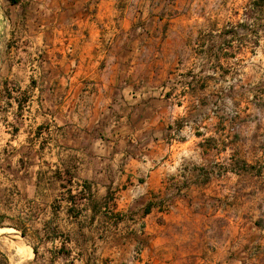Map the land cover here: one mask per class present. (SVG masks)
Returning <instances> with one entry per match:
<instances>
[{
  "label": "rangeland",
  "instance_id": "rangeland-1",
  "mask_svg": "<svg viewBox=\"0 0 264 264\" xmlns=\"http://www.w3.org/2000/svg\"><path fill=\"white\" fill-rule=\"evenodd\" d=\"M178 3L196 16V29L156 87L167 94L192 84L190 109L169 128L206 148L207 187L162 197L166 258L143 264H264V0H0V252L8 264H52L59 245L37 234L45 229L43 176L42 193L30 196L27 169L16 172L41 150L3 120L10 126L18 110L44 114L67 103L75 113L81 100L60 94L82 88L93 36L125 46L124 17L143 26L148 15L180 11ZM146 32L128 36L135 42ZM74 173L65 179L76 190Z\"/></svg>",
  "mask_w": 264,
  "mask_h": 264
},
{
  "label": "crops",
  "instance_id": "crops-1",
  "mask_svg": "<svg viewBox=\"0 0 264 264\" xmlns=\"http://www.w3.org/2000/svg\"><path fill=\"white\" fill-rule=\"evenodd\" d=\"M178 4L180 11L148 15L143 26L124 17L125 46L104 47L93 36L81 67L82 88L60 94L66 102L70 96L81 100L75 113L67 103L44 114L15 111L12 126L3 120L13 136L24 132L41 150L29 157L28 167L21 160L16 172L27 169L30 196L42 193L39 178H44L45 229L37 234L45 244L59 245L49 258L52 264L164 260L162 197L174 187L190 194L207 187L201 168L208 164L206 148L177 139L178 130L169 128L190 109L192 84L167 94L156 87L177 60L186 33L196 29V16L181 12ZM144 28L147 32L132 42L129 36ZM72 170L76 190L66 180ZM177 180L171 188L168 182ZM67 245L70 251L64 250Z\"/></svg>",
  "mask_w": 264,
  "mask_h": 264
},
{
  "label": "trees",
  "instance_id": "trees-1",
  "mask_svg": "<svg viewBox=\"0 0 264 264\" xmlns=\"http://www.w3.org/2000/svg\"><path fill=\"white\" fill-rule=\"evenodd\" d=\"M8 2L11 4H17L19 0H8ZM0 256H1L0 264H8V259L6 258V256L1 252H0Z\"/></svg>",
  "mask_w": 264,
  "mask_h": 264
},
{
  "label": "bare ground",
  "instance_id": "bare-ground-1",
  "mask_svg": "<svg viewBox=\"0 0 264 264\" xmlns=\"http://www.w3.org/2000/svg\"><path fill=\"white\" fill-rule=\"evenodd\" d=\"M9 230V229H8ZM1 232V231H0ZM4 232H5V230H4Z\"/></svg>",
  "mask_w": 264,
  "mask_h": 264
}]
</instances>
